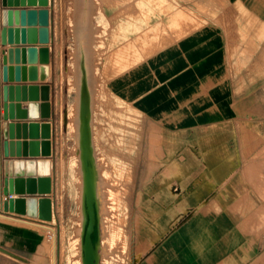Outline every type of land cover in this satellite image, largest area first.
<instances>
[{
  "label": "crops",
  "instance_id": "1",
  "mask_svg": "<svg viewBox=\"0 0 264 264\" xmlns=\"http://www.w3.org/2000/svg\"><path fill=\"white\" fill-rule=\"evenodd\" d=\"M42 7L25 4L13 9ZM46 7L48 75L43 80L10 82L49 85L50 117L39 115L15 121L50 122L51 170L53 123L63 114L61 108L58 114L56 87H62L64 81L65 101L77 97L78 104L79 84L77 92L70 91L67 74L72 77L70 80L80 82L83 70L91 95V122L93 89L96 92L102 87L135 110L141 122L140 136L149 138V151L197 157L198 178L183 186L179 183L181 191L185 190L181 200L186 202V208L158 207L139 214L162 219L149 221L141 239L142 243L145 238L149 240L147 253H142L135 264H254L257 258L243 257L242 250L251 249L252 254L255 247L241 239L234 221L239 213L223 205L229 200L253 201V187L246 182L245 197L231 196L240 179L225 182L223 176L225 170L264 169V0H224V6L214 5L212 16L195 11L196 7L185 0H48ZM2 10L0 0V32ZM5 22L11 29V42L8 32L4 44L0 38V50L5 49V53L0 52V85L7 48L44 44L16 43L14 29L22 26L19 13L17 21L12 14L11 21ZM15 60L13 52L12 63L7 61L6 65L23 66L28 76L27 54L24 63L20 51L18 63ZM35 64L39 67L41 63L38 60ZM12 76H16L14 69ZM19 76L22 78L21 69ZM30 101L42 102L41 98L29 100L28 96L18 102L25 108ZM19 132V138L14 130L9 140L30 139L23 138L22 128ZM2 153L0 129V157ZM255 157L261 158L260 165L255 164L260 162ZM202 169L216 171L211 177L202 174ZM53 184L52 179V188ZM1 198L3 195L0 264H29L45 239V232L41 227L14 221V215L19 214L2 211ZM201 201L213 203L195 207L194 202ZM175 216L183 219L176 224Z\"/></svg>",
  "mask_w": 264,
  "mask_h": 264
},
{
  "label": "rangeland",
  "instance_id": "2",
  "mask_svg": "<svg viewBox=\"0 0 264 264\" xmlns=\"http://www.w3.org/2000/svg\"><path fill=\"white\" fill-rule=\"evenodd\" d=\"M185 1H190L196 7L195 11L206 16L213 15L214 5L224 6V0ZM71 78L68 73L67 86L70 91L77 92L76 84L80 82ZM56 89L58 114L59 108L63 114L58 119L53 138V214L52 225H47L52 229L48 228L47 233L42 228L45 239L29 264H81L82 175L77 140L78 104L77 97L74 100L68 97L65 101L64 81L63 86L57 85ZM64 108H67L66 123L63 122ZM92 110V142L103 202L99 264H135L142 253H147L149 240L145 238L142 243L141 239L145 237L149 221L162 219L139 214L158 207L186 208V202L181 200L185 190L181 191L179 186L198 178L197 157L149 151V138L140 136L141 122L135 110L102 87L96 92L93 89ZM254 160L260 161L255 164H261L260 157ZM215 171L202 169V174L205 172L213 177ZM225 172V182L236 177L240 179L231 196L245 197L246 182L253 187V201L229 200L223 205L237 210L239 215L234 221L241 239L255 247L252 254L251 249L242 250L243 257L252 255L257 258L254 264H264V169L255 167ZM225 187L227 191L230 188L228 184ZM194 203L195 207H206L204 204L213 202ZM173 219L177 224L183 217Z\"/></svg>",
  "mask_w": 264,
  "mask_h": 264
},
{
  "label": "water",
  "instance_id": "3",
  "mask_svg": "<svg viewBox=\"0 0 264 264\" xmlns=\"http://www.w3.org/2000/svg\"><path fill=\"white\" fill-rule=\"evenodd\" d=\"M25 4L43 6L39 9H24L13 6H23ZM48 0H2L3 27L1 28V43L6 41V33L11 42V29L5 26L6 22L14 19L17 21V15L20 14V25L14 29L16 43H44L43 46H15L14 49L7 48V57L3 56L2 77H1V95H0V129L2 137L3 153L0 157V197L1 208L4 212H16L18 214H27L35 216L42 220L52 219V178L50 159L51 155V132L50 122L33 121L18 122L19 118H35L39 115L44 118L50 117V89L47 84H12L15 80H43L48 75L49 54L46 43L49 42V13ZM26 21V22H25ZM17 24V23H16ZM38 24V26H35ZM28 25V26H25ZM19 37V38H18ZM21 52V59L24 63L25 54L29 65L28 76H25V67L18 65L7 66L6 62L12 63L13 52L15 61L18 63V52ZM5 53V49L0 50ZM41 63L39 67L35 64ZM39 68V74H37ZM15 70L16 76L13 78L12 71ZM22 71V78L19 76V70ZM29 100L41 98L42 102L37 104L34 101L28 102L25 108H21V98ZM2 110V111H1ZM67 115L64 111L63 122L66 123ZM22 128L23 138L27 136L29 140H9L13 138L14 130L16 137L19 138V129ZM78 149L82 175L81 190V230H80V248L81 264H99L100 260V212L99 200L97 196L98 173L95 163L94 148L91 131V95L87 78L82 70L79 83L78 99ZM28 130V135L26 133ZM39 137L41 139H39ZM41 154L44 158H14L13 156H37ZM26 174L27 176H24ZM13 193H16L15 197ZM35 194H39L36 196ZM0 249H3L0 247Z\"/></svg>",
  "mask_w": 264,
  "mask_h": 264
},
{
  "label": "built area",
  "instance_id": "4",
  "mask_svg": "<svg viewBox=\"0 0 264 264\" xmlns=\"http://www.w3.org/2000/svg\"><path fill=\"white\" fill-rule=\"evenodd\" d=\"M53 129H54V134L56 133V129H57V122L53 123ZM3 214V213H0ZM52 214H53V205H52ZM13 220L19 223H23V224H28L31 226H38L41 227L43 229H45L47 231V233L49 232L48 228H44L42 227L43 225H52L50 220H42L38 217L35 216H23V214H19V215H14Z\"/></svg>",
  "mask_w": 264,
  "mask_h": 264
},
{
  "label": "bare ground",
  "instance_id": "5",
  "mask_svg": "<svg viewBox=\"0 0 264 264\" xmlns=\"http://www.w3.org/2000/svg\"><path fill=\"white\" fill-rule=\"evenodd\" d=\"M78 122V121H77ZM79 153V152H78ZM95 156V155H94ZM97 168V166H96ZM100 179L98 180L97 179V196H98V200H99V212H100V224H101V220H102V212H103V202L101 200V193H100V185H99V182ZM42 227L44 228H49V229H52L51 227H48L47 225H43ZM52 231V230H51ZM54 233V231H52Z\"/></svg>",
  "mask_w": 264,
  "mask_h": 264
}]
</instances>
